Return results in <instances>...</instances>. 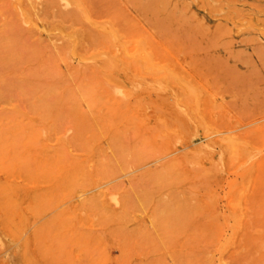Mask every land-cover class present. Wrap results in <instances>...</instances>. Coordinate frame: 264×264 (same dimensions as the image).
<instances>
[{"label": "rangeland", "instance_id": "1", "mask_svg": "<svg viewBox=\"0 0 264 264\" xmlns=\"http://www.w3.org/2000/svg\"><path fill=\"white\" fill-rule=\"evenodd\" d=\"M27 1L0 0V264H264V0Z\"/></svg>", "mask_w": 264, "mask_h": 264}, {"label": "bare ground", "instance_id": "2", "mask_svg": "<svg viewBox=\"0 0 264 264\" xmlns=\"http://www.w3.org/2000/svg\"><path fill=\"white\" fill-rule=\"evenodd\" d=\"M17 1H18V0H17ZM28 1H31V0H28ZM28 1H27V2H28ZM45 1H46V0H45ZM85 1H86V0H85ZM43 2H44V1H43ZM46 2H47V4L49 3V4H48L49 7H50V5L54 4V0H50V1L48 0V1H46ZM80 2H82V0H76V5L79 6V7L81 6V3H80ZM87 2H88V0H87ZM28 3H29V2H28ZM32 3H33V2H32ZM69 3H71V2L69 1ZM40 4H41V3H40ZM29 6H30V5H29ZM44 6H45V5H44ZM44 6H43V7H44ZM61 6H62V5H61ZM63 6H64V5H63ZM63 6H62V7H63ZM77 6H76V7H77ZM19 7H20V6H19ZM19 7H18V8H19ZM25 7H26V6H25ZM76 7H75V8H76ZM35 8H36V7H35ZM54 8H55V7H54ZM60 8H61V7H60ZM65 8H66V7H65ZM44 9H46V7H45ZM62 9H64V7H63ZM78 9H79V8H78ZM20 10H21V7H20ZM23 10H24V9H23ZM55 10H56V9H55ZM65 10H66V9H65ZM45 11H46V10H45ZM52 11H54V10H52ZM42 12H43V9H42ZM50 12H51V11H50ZM56 12H57V11H56ZM58 12H59V11H58ZM63 13H64V11H63ZM63 13H61V15H63ZM104 13H105V12H104ZM20 14H21V13H20ZM23 14H24V13H23ZM45 14H46V13H45ZM64 14H65V13H64ZM67 14H69V13H66V18H69L70 21H73V20H75V19L77 18L76 15H75V16H76V18H75V16H73V15H67ZM83 14H85V13H83ZM21 15H22V14H21ZM21 15H19V16H21ZM24 15H25V14H24ZM43 15H44V14H43ZM49 15H50V14H49ZM52 15L55 16L56 14H54V12H53V14L51 13V18H50L51 20H52V18H54ZM57 15H58V14H57ZM25 16H26V15H25ZM44 16H45V15H44ZM47 16H48V14L46 15V17H47ZM82 16H83V15H82ZM82 16H81V17H82ZM16 17H17V16H16ZM49 17H50V16H49ZM56 18H57V16H56ZM56 18H55V19H56ZM66 18H65V20H66ZM60 19H63V18H60ZM69 19H68V20H69ZM63 20H64V19H63ZM63 20H62V21H63ZM91 21H92V20H91ZM93 21H94V20H93ZM15 22H16V21H15ZM76 22H78V20H77ZM76 22H75V23H76ZM93 23H94V22H92V24H93ZM65 24L68 25L67 22H66ZM71 24H72V23H71ZM71 24H69V26H70ZM77 24H78V23H77ZM79 24H80V23H79ZM89 24H90V23H89ZM89 24H88V25H89ZM105 24H106V23H105ZM105 24H104V26H105ZM83 25H84V24H83ZM85 25H86V24H85ZM101 25H102V24H101ZM106 25H107V24H106ZM43 26H44V25H43ZM93 26H95V24L92 25V27H93ZM54 27H55V26H54ZM71 27H72V25H71ZM117 27H118V26H117ZM119 27H120V26H119ZM67 28H69V27H67ZM84 28H87V26H86V27L84 26ZM84 28H83V29H84ZM97 28H98V27H97ZM102 28H104V27H102ZM105 28H108V27H105ZM64 29H65V28H64ZM119 29H120V28H119ZM86 30H87V29H86ZM88 30H89V29H88ZM90 30H91V27H90ZM95 30H96V29H95ZM105 30H106V29H105ZM68 31H69V30H68ZM81 31H83V30H81ZM92 31H93V30H92ZM96 31H97V30H96ZM96 31H95V32H96ZM111 31H112V30H111ZM122 31H123V30H122ZM125 31H126V30H125ZM84 32L86 33V31H83V33H84ZM88 32H89V31H88ZM109 32H110V30L108 31V33H109ZM73 33H74V32H73ZM75 33H77V32H75ZM75 33H74V34H75ZM90 33H92V32H90ZM93 33H94V31H93ZM99 34H100V33H99ZM102 36H103V35H102ZM72 37H73V36H72ZM72 37H71V38H72ZM74 39H75V38H73V40H74ZM76 41H77V40H76ZM77 43H78V42H77ZM65 44H66V43H65ZM70 44H71V43H70ZM72 44H73V43H72ZM61 45H62V44H61ZM67 45H68V44H67ZM121 45H122V44H121ZM123 45H124V44H123ZM62 46H63V45H62ZM60 47H61V46H60ZM121 47H122V46H121ZM125 48H126V47H125ZM141 48H142V47H141ZM143 48H144V47H143ZM121 51H122V49H121ZM137 52H138V50H137ZM150 56H151V55H150ZM145 57H147V56L145 55ZM147 58H148V57H147ZM131 59H132V58H131ZM138 60H139V59H138ZM147 61H148V59H147ZM147 61H145V62H147ZM149 61H150V60H149ZM151 61H152V60H151ZM131 62H133V59H132ZM139 62H140V61H139ZM134 63H135V62H134ZM148 64H149V63H148ZM148 64H147V65H148ZM150 64H151V63H150ZM152 65H153V64H152ZM154 66H156V65H154ZM153 68H154V67H153ZM155 68H156V67H155ZM158 68H159V67H158ZM169 75H170V73H169ZM170 77H171V76H170ZM172 78H173V77H172ZM176 81H177V80H176Z\"/></svg>", "mask_w": 264, "mask_h": 264}]
</instances>
